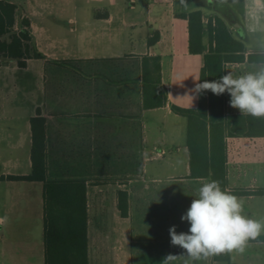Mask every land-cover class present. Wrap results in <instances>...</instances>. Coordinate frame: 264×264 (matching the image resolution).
<instances>
[{
  "label": "crops",
  "instance_id": "1",
  "mask_svg": "<svg viewBox=\"0 0 264 264\" xmlns=\"http://www.w3.org/2000/svg\"><path fill=\"white\" fill-rule=\"evenodd\" d=\"M10 1L18 6L17 19L22 16L31 18L37 46L46 58H30L25 67L19 66L18 60L12 58H6L0 63V67L5 64L8 67V70L0 72L2 77L7 73L16 79L20 73H29L31 67H34L39 77L37 95L30 93L34 86L22 85V97L25 98L26 94L27 98L8 103L6 113H0V177L31 173V118L40 110L47 119V152L51 178L83 176L90 189L91 182L103 174L118 185L128 184L127 165L135 163L127 162L126 159L127 137L142 141L138 146V154L144 158L145 142L149 134V113L153 116L163 113L166 118L175 119L180 114L172 110V103L184 107H197L199 104V96L192 100L189 95H195L190 90L194 87V77L200 80L210 40L208 35L204 39V53H191L189 22L187 18L179 15L181 13L202 9L205 23L218 12L225 14L227 17L224 18L230 24L234 19L237 20L231 26L235 27L234 31L247 45L246 58L244 61L228 63L227 73L239 76L264 67V61H249L251 53H264V14L259 21L254 20L248 11L249 0L241 3H229L227 0H90L86 7L93 14L92 20L83 22L85 36L81 43H75L77 46L74 50L69 49L70 42L67 37H56L48 27L33 19L36 11L35 0L26 1L27 8L19 0ZM220 4L225 8L221 9ZM99 10L109 11V18H96ZM70 23L71 26L76 24L72 17ZM157 33L159 40L149 45L150 37ZM147 54L161 56L162 80L167 88L169 102L162 107L142 110V80L138 64L142 56ZM128 55L137 65L132 75L138 79L133 83H127L125 79L126 62L130 61L125 56ZM36 59L41 62H35ZM65 60H70L71 63H62ZM17 84L15 80L14 86L17 87ZM24 88H27L26 91ZM229 100L227 93L226 113L241 114L238 109L229 105ZM177 119L180 138L182 140L186 136L187 139L188 120L186 122ZM166 128L169 129V126ZM165 130V138L161 140L175 144L173 131L169 133ZM226 140L229 189L264 188V136H228ZM154 148L155 157L165 155L166 150L160 145L154 144ZM185 149L187 173L180 178L173 176L170 179L186 181L189 190L196 197L198 189L209 180L186 178L189 169L187 140ZM143 167L145 171L144 162ZM133 178L128 182H132ZM244 178H247L246 182L243 181ZM4 186L7 196L1 197L0 201L5 207L2 211L6 215L0 211V228L4 227L7 217H10L18 224L15 227L19 231L12 233L15 239L11 247V264H34L24 255L25 251L34 250L35 244H31L26 238L32 235L23 233L25 229H17V226L23 227L21 221L28 219H38L39 237L35 243L41 253L42 264H45L44 183L0 179V189ZM236 196L247 197L254 204L253 210L246 211L245 215L252 218L262 215L264 219V195ZM255 197L260 200H254ZM90 237L89 219V264ZM125 243L130 244L126 240ZM170 249L172 246L156 243L145 246L130 244L124 253L126 255L121 257L125 259L120 264H137L136 252L141 250H149L156 255L167 253ZM0 250L3 252L2 248Z\"/></svg>",
  "mask_w": 264,
  "mask_h": 264
},
{
  "label": "trees",
  "instance_id": "2",
  "mask_svg": "<svg viewBox=\"0 0 264 264\" xmlns=\"http://www.w3.org/2000/svg\"><path fill=\"white\" fill-rule=\"evenodd\" d=\"M229 3L244 0H227ZM17 4L0 0V63L6 58L17 59L25 67L30 58H46L37 46L32 32V20L28 16L17 19ZM187 18L190 32V52L204 53V39L208 35L210 46L204 56L200 80H216L227 73V64L244 61L247 45L233 30L231 24L220 14L210 17L205 23L202 9H193L179 14ZM109 11L96 13V18H109ZM159 40L157 33L149 39V45ZM126 81L135 82L138 77L136 62L128 56ZM249 61H264V53L249 55ZM62 63H71L65 60ZM130 67V68H129ZM141 102L140 108L151 109L167 105V88L162 80L160 55H143L140 59ZM134 101V100H133ZM227 92L217 96L210 90L199 95L197 107H184L172 103L175 113L188 120L187 154L189 169L186 178L208 179L220 182L221 188L234 195H264V188L229 189L228 136H264V118L251 115L226 113ZM130 116V115H127ZM47 119L39 110L31 118L32 126V171L28 175L1 176L0 179L30 180L44 183V244L45 264H89V184L83 176L70 175L65 178L50 177ZM137 130V128H135ZM141 140L127 137L126 175H138L142 170L143 157L138 154ZM143 149V144L141 145ZM131 177L126 176V183ZM130 191L118 190V209L123 217L130 212ZM248 242H264V235ZM220 256V255H218Z\"/></svg>",
  "mask_w": 264,
  "mask_h": 264
},
{
  "label": "rangeland",
  "instance_id": "3",
  "mask_svg": "<svg viewBox=\"0 0 264 264\" xmlns=\"http://www.w3.org/2000/svg\"><path fill=\"white\" fill-rule=\"evenodd\" d=\"M26 1L28 0H19L27 8ZM87 1L90 0H35V10L38 12L34 10L33 19L37 23L48 27L56 37H67L70 42L69 49L74 50L77 46L75 43H81V39L85 36L83 34L85 32L83 22L92 20L93 14L89 9L87 11ZM220 6L221 9L225 8L222 4ZM217 14L227 17L222 12ZM71 17L76 23L74 26H71ZM236 21L234 19L231 24ZM233 30H235L234 26ZM87 46H89V41ZM35 62H41V60L36 59ZM6 70H8L6 64L0 67V72ZM12 76L6 73L2 77L0 73V113H6L8 103L23 98L22 85L34 86L32 89L29 88L31 89L30 93L37 95L39 77L34 71V67H31L29 73L18 74L16 79ZM15 80L18 83L17 87L14 86ZM26 89L24 88V91ZM24 97L23 99L27 98L26 94ZM178 116L177 118L187 122L186 117ZM177 118H166L163 113L156 116L151 115V113L147 115L149 134L148 140L145 142L146 154L143 158L145 171L142 163L141 172L132 176V178L134 177L132 182L121 186L109 181V177H105L103 174H100L98 178L91 182L89 189L90 264H120L125 259H121V257L126 255L124 253H126L125 251L130 244L145 246L156 243L172 246L169 229L173 225L177 226L178 233L188 231L190 225L187 221H182L181 216L186 213L193 199L197 198L198 195L193 196L186 181L178 178L170 179L173 176L180 178L187 173V155L185 151L187 139L186 136L182 140L180 138L179 131H177L179 130V126H177V120L179 119ZM174 125L176 126L173 127ZM168 126L169 129L166 128ZM164 130L169 133L173 131L176 137L175 144L161 140V138H165ZM154 144L160 145L166 150L163 157L157 158L154 156V153L156 154ZM126 176L131 177V175ZM243 181L246 182L247 178H244ZM121 187L129 189L131 193L130 212L126 218L121 215L118 209L117 193ZM3 196H7L5 186L2 190L0 189V198ZM255 198L254 200H260L259 197ZM239 199L244 203V213L253 210L254 204L247 197ZM1 202L0 211L5 209ZM2 213L6 215V212L2 211ZM254 219L260 220L263 218L261 215ZM20 224L23 227L17 226V229H25L23 233L32 235V237H26L27 240L31 244H35L34 250L31 252L25 251L24 255L32 263L42 264L41 253L35 243L39 237L38 219H28L21 221ZM15 225L18 224L7 217L6 224L0 228L2 238L0 239V248L3 251L0 250V264H11V247L15 239L12 233H19ZM261 235H264V233ZM125 240L130 244H126ZM118 247H121V249H118ZM183 252V249L178 246H172V249L167 253L156 255L149 252V250H141L136 252L135 261H137V264H162L164 257L168 254H175L176 258L170 264H264V242H248L242 252L234 250L199 261H192Z\"/></svg>",
  "mask_w": 264,
  "mask_h": 264
},
{
  "label": "clouds",
  "instance_id": "4",
  "mask_svg": "<svg viewBox=\"0 0 264 264\" xmlns=\"http://www.w3.org/2000/svg\"><path fill=\"white\" fill-rule=\"evenodd\" d=\"M248 11L259 21L264 14V0H249ZM206 90L220 96L227 92L229 105L242 115L264 118V67L239 76L228 72L216 80H199L194 77L195 95L192 100ZM190 225L188 231L177 232L176 225L169 229L171 245L184 250L192 261L207 259L234 250L243 251L250 239L264 233V219H254L244 214V203L236 195L221 188L220 182L211 180L198 189L190 207L181 216ZM2 223V221H0ZM176 258L168 254L162 264H170Z\"/></svg>",
  "mask_w": 264,
  "mask_h": 264
},
{
  "label": "water",
  "instance_id": "5",
  "mask_svg": "<svg viewBox=\"0 0 264 264\" xmlns=\"http://www.w3.org/2000/svg\"><path fill=\"white\" fill-rule=\"evenodd\" d=\"M236 27L239 28V25L236 24Z\"/></svg>",
  "mask_w": 264,
  "mask_h": 264
}]
</instances>
